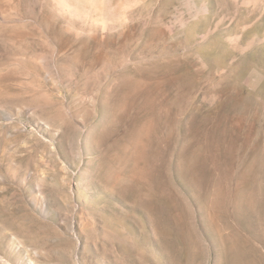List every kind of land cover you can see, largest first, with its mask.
I'll return each instance as SVG.
<instances>
[{
  "label": "rangeland",
  "instance_id": "rangeland-1",
  "mask_svg": "<svg viewBox=\"0 0 264 264\" xmlns=\"http://www.w3.org/2000/svg\"><path fill=\"white\" fill-rule=\"evenodd\" d=\"M0 264H264V0H0Z\"/></svg>",
  "mask_w": 264,
  "mask_h": 264
},
{
  "label": "bare ground",
  "instance_id": "bare-ground-1",
  "mask_svg": "<svg viewBox=\"0 0 264 264\" xmlns=\"http://www.w3.org/2000/svg\"><path fill=\"white\" fill-rule=\"evenodd\" d=\"M144 97V96H143Z\"/></svg>",
  "mask_w": 264,
  "mask_h": 264
}]
</instances>
